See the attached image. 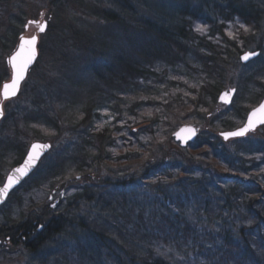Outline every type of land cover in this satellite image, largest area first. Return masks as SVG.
Returning a JSON list of instances; mask_svg holds the SVG:
<instances>
[{"label":"trees","instance_id":"1","mask_svg":"<svg viewBox=\"0 0 264 264\" xmlns=\"http://www.w3.org/2000/svg\"><path fill=\"white\" fill-rule=\"evenodd\" d=\"M49 1L50 5L47 4L46 7L51 22L50 15L60 4V0ZM193 1H204L203 4L208 8L206 13L202 15L198 5L189 4L194 3ZM8 2L1 0V7ZM105 3L108 10H103L102 13L87 4L86 0L80 3L83 7L93 8L92 12L95 13L91 14L92 17L102 16L103 21L100 22L90 18L96 23L98 30L92 27L88 30L85 26L87 31L99 34L98 37H92V33L84 31L83 27L77 29L70 24L61 23L58 28L64 32L73 28V36L67 42L68 39L64 40L65 35L60 31L59 36H64L60 42L55 29L59 45L53 42L57 46L54 50L61 56L55 64L72 68L66 78H70L74 85L79 84V89L73 93L71 91L66 97L64 114L70 124L69 130H82L77 143L78 152L93 161L83 159L84 164L77 166L67 180L63 179L65 182L57 188V196H60L59 190L65 189V197L61 199L59 206L53 207L54 200L50 202L49 196L60 182H56L57 179L48 180L45 203L38 206L33 201L31 208L35 210L30 208L20 218L10 219L7 216L0 226L1 238L12 245L19 244L14 246L16 248L21 245L23 251L28 249L27 253L32 258L24 264H264V199L260 197L264 195V184L259 182L261 177L264 178V173L261 174L264 164V137L248 135L237 138L239 140L233 143H227L218 133L222 129H233L237 122L239 124L244 121L249 109L264 97V80L259 79L256 82L254 73L242 75L236 81L231 78L230 84L236 88L233 103L218 113L213 112L218 106L219 92L229 83L225 74L232 69L235 59L239 63L241 54L256 43L255 34L263 29L264 0H105ZM24 14L26 13L19 12L13 16L16 18L14 22L11 20L14 35L7 33L4 41H0V55L2 50L16 45L14 38L23 27L26 16ZM196 22H201L204 30L196 28ZM45 39L47 41L48 38ZM255 46V50L252 49L259 52L258 59L264 54V45L258 43ZM40 48L43 56L48 51L46 42ZM65 51L76 53L75 60L67 59L66 56L62 58L61 53L65 55ZM50 52L56 54L53 50ZM191 54L194 55V66L186 62ZM84 65L89 73H83ZM157 65L188 68L189 79L194 82H186L184 91L179 89L176 90L177 93L172 91V86L168 87L169 83L164 82L165 89L160 90L164 101L158 103L155 110L159 121L156 122L155 118H143V122H153V130H173L179 122L190 118L189 113L193 114L192 117L199 122L212 125V130H203L197 143L192 145H197L200 151L204 149L208 152L211 150L206 148L213 149L217 153L216 156L212 154L215 166L224 165L229 170L224 168L226 170L216 185L218 189L215 187L214 193L218 198L211 194L209 186H205V178L192 176L185 171L186 168L180 170L189 174V177L179 183L173 182V190L166 193L165 188V194L159 195L161 200H154L157 204L162 201L160 207L163 210L148 209L147 218L138 216L136 219L131 212L140 205L132 199L135 191L141 189L131 188L129 192L125 186L132 182L137 184L151 173L167 171V164L161 168L159 161L155 163L152 156L147 154L145 156L148 162H143L136 170L131 169L127 163L141 156V146L146 145L140 142L130 144V136L126 131H118L119 122L110 123L108 116L100 108L111 106L117 112H112L116 119L121 111H132V115H137L138 118L139 115L143 116L142 112L152 98V93L146 89L144 97L147 100L143 97L132 100V97L141 96L142 92L136 86L144 84L142 79L153 80V77L158 76ZM38 69L37 62L32 71ZM0 70L1 85L3 78L8 75L2 62ZM64 76L62 74L61 78ZM165 78L162 77L164 80ZM178 82L182 84L180 80ZM103 84H109L111 88L103 90L100 88ZM146 86L154 89V85L149 86L147 83ZM78 90H82L78 92L82 95L85 94L83 92L87 94L80 113L79 110L73 111L78 101L81 102L76 93ZM44 93L41 90L33 92L37 98L46 97L47 94ZM25 94L26 92H21L18 98ZM161 94L159 95L162 96ZM24 109L28 112L27 108ZM9 118L10 116H5L0 125V162L3 167H7L4 157L10 148L23 146L31 138L32 130L41 134L42 131L37 127L43 122L47 123L46 116L42 113L34 118L26 114L22 119L26 120L30 130H10L7 133L5 124ZM161 120L164 121L163 126ZM103 121L106 124H102ZM138 122L139 125L144 124ZM128 129L134 130L130 125ZM154 135L157 137V134ZM140 136L132 135L131 139L138 141ZM20 137L22 142L19 143ZM96 138L99 143L94 145ZM181 147L177 146L180 152L185 150ZM22 150L23 147L20 152ZM189 157H185V160H196L195 163H199L197 157ZM222 159H226L225 164ZM18 161L14 160V163ZM58 163L57 159L53 164L44 167L41 170L44 175L38 177L50 174L57 177L54 175L59 173ZM178 167L177 165L176 168ZM188 168L191 170L190 166ZM88 171L97 175L87 180L86 176L78 174H91ZM243 177L250 178V186L243 184ZM33 179L29 178L24 189L28 190L30 186L36 185ZM86 181L92 182L93 186H85ZM117 195L119 197H115ZM11 196L18 199V204L21 203L22 197L17 192ZM105 196L108 197V202L104 201ZM214 199H217V205ZM130 202L131 209L128 208ZM74 205L76 207L71 212L74 215L70 221L76 224L80 219L81 222L88 220V227L83 225L86 231L74 229L66 232L64 223L68 214L63 211ZM245 207L255 211L252 215L253 222L249 223L244 219L239 221L240 209ZM7 208L9 207L6 206L4 210ZM85 212H88V217H81ZM161 212L167 214L169 222L161 223ZM51 216H55L54 219H50ZM100 222L102 226L98 228ZM79 233L81 237L92 235V238L87 242L74 240L76 244L73 243L67 248L64 242H70V238L80 235ZM79 241L83 244H78ZM54 243L62 245L61 254H51L49 259L52 260L37 256L38 252L42 253L41 248L45 249L47 245ZM23 256L25 254L21 255ZM5 258L7 260V256H4V260Z\"/></svg>","mask_w":264,"mask_h":264},{"label":"rangeland","instance_id":"2","mask_svg":"<svg viewBox=\"0 0 264 264\" xmlns=\"http://www.w3.org/2000/svg\"><path fill=\"white\" fill-rule=\"evenodd\" d=\"M8 1H9L8 4L3 5L2 7H1V4H4V2H1L0 4V41H4L7 33H10L11 35L12 29H14L13 27L14 25L12 21L16 20V18L13 16H16L15 14L19 12H23V13H26L24 14L26 16L24 18L25 20L23 22V27L19 29L18 36L15 37L14 40L16 39V42H18L21 38V35L23 34L24 36H28V37H31L37 34L39 38L38 39L39 47L41 46L42 43L46 42L48 51L47 52L45 51L43 56H41V53H40V57L38 58V61H37L39 63V69L37 71L34 70V72L31 70L28 73L27 79L24 82V86L22 89V94L26 92V94L23 95L24 97L15 98L13 99V102L12 100L10 101L5 100L4 105L6 108V115L10 116V118L6 121V124H5V132L8 133L10 132V130H30V127L27 125L26 120L22 119V116L26 114H29L31 118H34V117H37L38 114L42 113L44 116H46L47 123L43 122L42 125H39L38 128L40 131H42L41 134L36 133V130H32L31 138L27 142H25L23 146L18 145L16 147L12 146L10 148L8 154L4 157V162L6 161L7 167H3L2 162H0V179L3 177V175H5L4 173H6L12 168V165L10 163L11 162L13 163L14 160H17L21 157V152H20L21 147L24 148V152H23L24 154L28 150L30 146L28 144L31 141L46 140V141L52 142L53 149L51 148V151L48 152V155L45 157L42 165L40 166V170L37 172V175L40 173L41 170H43L44 167L53 164L58 159V162H59L58 164L60 168L59 173H56L54 175L57 177L54 178L53 176H50L49 178L57 179L58 181L56 182H60V184H63L65 182V181L63 182V179L67 180L68 179L67 177H69L71 173L75 171V168L77 166L84 164L83 159L89 162H92L93 159L84 158V156L78 152L77 143L79 141V136L82 133V130H69L70 124L66 120V117H65L66 114H64L65 113L64 108H65L66 101H67L66 97L69 96V93H71V91L73 93L77 89H79V84L74 85V83L70 82L69 77H68L69 79L66 78L69 75V73L72 71V68L70 69L67 66L62 67L58 63L55 64V61L57 59H61V56L59 55L57 50H54V48H57V46H55L53 42L59 45L56 41L57 40L56 38L59 37V40L61 42L62 38L64 37V36H59V32L62 30L61 28H58V27L61 26V23L70 24L72 27H76L77 29L78 27L80 28L83 27V30L88 33H92V37H93L96 35V32L93 30H92L93 32L87 31L85 29V26L88 30H90L89 27H92L98 30V28H96L97 25L96 23H94V21L97 20V22H100L101 20L103 21V19H102V16L99 14H98L99 15L98 17L96 16L97 18L92 17V15H94L93 13H95L94 11L92 12L93 8L83 7L80 4L83 2V0H72V1L71 0H60L59 1L60 4L56 6V8L54 9V11H52V13L50 12L51 13L50 18L52 17L51 22L49 19V13H48L49 11L46 7L47 4L50 5L49 0H8ZM86 2L87 4L94 6L100 13H102L103 10L104 11L108 10V6L105 3V0H86ZM203 3L204 1L194 2V3L190 2L189 4L198 5L199 12L203 15L208 10L207 5ZM90 18L91 19L94 18V21H91ZM45 20L47 21L49 20V21H48V24L46 25L45 31L43 32L39 30V27L37 24L29 23V21H39L43 23V21ZM196 23H197L196 28L200 30H204L205 27L201 24V22H196ZM99 24L103 25V23H99ZM50 28H53V29L50 31ZM55 29H57L56 31V34H58L57 37H55ZM73 30H74L73 28L70 30H67V31H70L68 34H67V31L66 32L62 31V34L65 35L64 40L68 39L67 42L69 41V38L73 36L72 35ZM13 35H14V32L12 33L11 36ZM98 36L99 34L96 35V37ZM255 36L257 37L256 43H254V45L251 48H249L251 49L250 51H254L256 48L255 45H257L258 43L260 44L262 43L264 45V20H263L262 31L255 34ZM45 37L48 38L47 41ZM11 39H13V37H11ZM64 47H66V45L63 46V48ZM252 48H254V50ZM13 49H14V46L11 47L10 49L4 50V51L2 50V53L0 55L1 56L0 63L2 62V65L6 67L7 69L6 71L8 73V75L5 76V78H3V80L1 81L2 85L5 81L10 80L12 76V69L10 66L9 58H10V55L14 52ZM50 50H53L56 54L51 53ZM40 52H41V48H40ZM61 54H62V58L66 56L67 59H71L72 61L75 60L74 57L76 56V53L70 54L69 52L65 51V55L63 53ZM186 62L187 64L194 66V55L193 54L189 55L186 59ZM234 62L235 63L232 69L229 70L227 74H225V76L227 77L226 79H228L229 83L227 87H224V88H228V89L232 88L233 85L230 84L231 78H233L236 81L240 76L242 75L244 76L247 73H254V78L256 82L259 79L264 80V54H262L260 58L258 59L256 58V60H253L249 64L248 63L244 64L240 59H239V63L237 62V59H235ZM65 64L68 66L71 65L68 63H65ZM82 70H83V73L88 72L85 65L82 68ZM0 72L2 71L0 70ZM96 72L97 71H93V73H96ZM156 72H158L157 77H160V79H158L156 76L153 77V80L152 79H142L141 81L144 80L143 81L144 84L141 83L139 86H136V88L140 92H142L141 96L132 97V100L140 99L142 97L143 99L147 100V98L144 97L146 95L145 93L147 92L146 89H148L152 93L150 94L152 98L148 100L149 103L145 107V110L142 112L143 116L139 115L140 118H138L137 115H132V111L131 112L121 111L120 114H118V119H116L115 116L112 114V112L113 113H117V112L114 111L111 106L105 105L102 108H100L101 112L104 115L108 116L107 119L110 123L119 122L120 130L118 131L119 132L126 131V134L130 136L129 137L130 144L140 142V143H143V145H146V147L141 146V152H140L141 156L137 157L136 159L133 158L127 163L131 169L136 170L138 167H140L143 164V162H148L149 160H147V157L145 156L147 154H150L152 156V160L155 163L159 161L158 164H160L161 168L167 164V168H168L167 171H160V173H155V174L152 173V175H149L148 177L143 178L142 181L144 183V186L139 187L141 190L135 191L136 194L134 198L132 199V201L136 202L137 205H140V206L135 211H132L131 214L135 215L136 219L138 218V216H141V215L142 217L147 218L149 210L154 211V209L157 208L162 211L163 209L160 207V203L162 201L159 204H157L154 202V200L156 199L161 200V198L158 195L161 196L162 194H165L164 193L165 188L167 190L166 193H169V190L172 189L173 182L179 183L181 182V180L186 179V177L189 174H191L192 176L195 175L196 178H200V177L205 178L204 179L206 181V182L204 181L205 186H209V188L212 190V191L210 190L211 194L213 196L215 195L218 198V196L214 193L216 190L215 187L218 189L216 185L217 183H219L218 181L221 175H223L224 171L227 169L226 167H224V165L223 166L219 165L218 167L215 166L216 162L215 160H213L214 157L212 159V154L213 156H216L217 153H214L213 149L206 148V150L209 149L211 151L206 152L203 149L201 151H204V152L201 153L197 145L194 146V145L189 144L186 147H183L185 148L184 151L180 152L178 150L177 146L179 147L181 146L174 138L173 133L182 124L184 123H196V125L198 124L201 127V129L203 128L202 130H200L199 132L200 134L202 133L203 130H212V125H208L205 122H199L198 119L192 117L193 114L189 113L190 118L184 122H179L176 125V128H174L173 130H153V127H152L153 122L151 121H147L145 123L143 122L144 121L143 118L144 119L155 118L156 122L159 121V119L157 118L158 115L155 113V110L158 106V103L164 101V97L161 94L162 92L160 91L161 88H164V85H165L163 84L164 82L169 83L168 87L170 86L173 87L172 91L174 93H177L179 89L183 90V88L187 86L186 85L187 83L192 84L194 82L191 79H189L190 77L188 74L189 73L188 68L186 69L183 66L180 69H178V68H170L169 66H165V65H159V66L157 65ZM62 74H65L63 78H61ZM163 76L166 77L165 80L162 79ZM52 79H55V80L52 81ZM178 80H180L182 84H179ZM147 83L149 86L154 85V89H149L146 86ZM25 85L27 86L26 88H25ZM1 87H0V98H1ZM100 88L103 90L110 89L111 85L103 84L102 87L100 86ZM34 90H41L45 92L47 96L43 98L38 97L39 98L38 99L33 94ZM80 91L82 92V90H78L76 93L78 97L80 98L81 102L78 101V104L74 107V110H73V111L79 110V113H80V110L83 111L81 106L85 105V100H86V95H87L86 92H83L85 93L83 95L78 93ZM159 94H161L162 96H160ZM165 94L168 95V92H165ZM128 101L130 100L128 99ZM164 103L166 104V101ZM107 104L110 105V103L108 102ZM225 106L226 105L224 104L218 103V106L213 112L218 113L219 111L225 109ZM24 107L27 108L28 112L24 109ZM15 112H17L18 114H16ZM138 121H141L144 124L140 123L142 125H139ZM161 123L163 126L164 121L161 120ZM243 123L244 121H241L239 124L237 122L236 126L242 125ZM102 124H106V123L103 121ZM129 125L132 129L134 128V130L129 131L128 129ZM142 127H146V129L148 130L143 129ZM151 127L152 129H149ZM262 129H263V126L256 129V131L250 133L249 135H252L253 137H256V138L264 137V130ZM222 131H225V130L224 129L219 130L218 133H219L220 138L223 139L224 142L233 143L239 140L237 138H229V139L224 138V136L221 135L220 133ZM154 134H157V137ZM132 135H141V136H140V139L136 141V140L131 139ZM153 135L155 137L152 139ZM199 135L192 144L197 143V141L199 140ZM204 135H205V132H204ZM10 136L13 137L12 135ZM18 142L19 143L22 142V137H20ZM98 143H99V139L96 138L93 144L95 145ZM134 149H135V146H134ZM227 156L229 157V155ZM185 157H189V158L197 157V159H199L198 160L199 163H195L196 160H185ZM228 157H226V159ZM226 159H222L223 164L226 163ZM177 165L179 166L178 168H176ZM188 166L191 167V170L188 168ZM260 166L261 164H259V167ZM240 169L244 170L243 168H240ZM60 170H61V173H60ZM180 170H185L189 174H186L184 171L181 172ZM88 172L93 173V171H88ZM109 172L110 174H113L112 171H109ZM263 173H264V164H263V172H261V174ZM78 174L83 177L86 176L87 180L91 177H94L89 173H78ZM116 177L117 176L114 175L115 179H117ZM43 179H45V177L40 176L37 180H35L37 182L38 187L43 184L42 182ZM249 179L250 178L248 177H243V180H244L243 184H245V186H250V184L252 183V181ZM86 182L90 186L93 185V183H89L88 181ZM259 182L264 184V178L261 177ZM24 185H26V183ZM24 185L22 188L18 189L17 191L19 196L22 197L21 203L18 204L17 202L18 199L17 200L11 199L7 202L10 211H6L4 210V208L0 209V219H2L0 220V226H2V223L5 222L4 220L6 219L7 216H10V219H16V218L22 217V214L27 212L31 208L33 201H36L38 206H41L45 203L47 194H46V190L44 187L36 188L35 190V187L37 186H34V187L31 186L27 190V189H24ZM29 190H32V191L29 192ZM115 197H119V196L117 195ZM260 197L261 199H264V195H260ZM214 202L217 205L218 203L217 199H214ZM75 207L76 205H74L73 207H67V209L63 211L64 214H68L65 219V223H64L65 227L67 228L66 232H72L74 231V229L86 231L83 228V225H86L88 227V225L86 224L88 220L83 221L84 218H82L83 222H81V219H80L78 221L79 223H76V224H73L70 221L72 219V215H74V214H71V212L75 209ZM128 208L131 209V203L129 204ZM31 209H34V208H31ZM157 213L159 214L160 212H157ZM254 213L255 211L251 210L249 207L241 208L240 217H238V219L241 222L243 221V219L244 221H247L249 223L253 222L254 218L252 215ZM159 216H160L162 224H164V222H169V219L166 213H162ZM54 217L55 216H51L50 219H54ZM81 217H88V212L81 214ZM101 226L102 224L100 222V225L98 228H100ZM70 235L72 236V234ZM0 238H1V235H0ZM91 238H92V235L91 236L82 235L81 237V234H80L78 236L71 237L70 238L71 243L69 241L64 242V243L66 247L68 248L72 246L73 243L76 244L74 240L81 239L82 241L87 242V241H90ZM143 243L146 245L148 244L146 242H143ZM78 244H83V242L79 241ZM16 245H19V244L13 243L12 245L5 239L0 240V262L1 264H24L29 258H32V256L28 255L27 253L28 249L23 251L21 245L20 247H17V248L14 247ZM61 247L62 245L58 243L49 244L45 247V249L41 248L42 253L40 254V252H38L37 256H42V258L46 260L47 259L52 260V259H49L51 253H56V255L61 254L62 253ZM24 254L25 256L21 257V255H24ZM4 256H7V260L6 259L4 260Z\"/></svg>","mask_w":264,"mask_h":264},{"label":"snow or ice","instance_id":"3","mask_svg":"<svg viewBox=\"0 0 264 264\" xmlns=\"http://www.w3.org/2000/svg\"><path fill=\"white\" fill-rule=\"evenodd\" d=\"M29 23L37 24L41 32L45 30L46 22L41 23L39 21H29ZM20 40L21 43L18 47L17 52L9 58V61L12 64L14 70V75L11 83H5L3 85L4 98H8L10 95H15V91L18 87L19 82L24 78L27 68L32 63L36 55L35 44L37 41V37L35 35L31 36L28 39L21 36ZM255 55V52H249L246 53L242 57V59L248 60L251 56ZM256 123H264V104H261L257 109H254L249 114L248 123L244 128H241L236 132L224 133L223 135L225 136V138H228L229 136L244 135L250 128H253ZM47 147L48 145H32V151L29 152L25 163L21 167L14 169L12 174L8 175L7 182L3 185L2 188H0V198H2L10 188L18 183L22 176L27 174V172L34 166V162L38 159L40 150L46 149Z\"/></svg>","mask_w":264,"mask_h":264},{"label":"water","instance_id":"4","mask_svg":"<svg viewBox=\"0 0 264 264\" xmlns=\"http://www.w3.org/2000/svg\"><path fill=\"white\" fill-rule=\"evenodd\" d=\"M26 39H28V37L26 38ZM35 51H36V55H35V57L37 56V41H36V44H35ZM17 52V51H16ZM15 52V53H16ZM14 53V54H15ZM246 53H249V51L248 52H245V53H243L242 54V56L241 57H243ZM255 53H256V55L255 56H251L248 60H243L244 62H248V61H250L251 59H253V58H255V57H257L258 55H259V52L258 51H255ZM13 54V55H14ZM35 57H34V59H33V61H32V63L34 62V60H35ZM31 63V64H32ZM30 64V65H31ZM29 65V66H30ZM14 75V74H13ZM8 83H11V82H8ZM20 83V82H19ZM19 91V84H18V87H17V89H16V91H15V95L17 94V92ZM235 92H236V89L235 88H233V89H231L230 91H227V90H224V91H222L220 94H219V96H218V100L219 101H221V102H225V103H227V104H230L231 102H232V99H233V96H234V94H235ZM10 96H13V95H10ZM261 104H264V99H263V101L257 106V107H255L254 109H257ZM254 109H252L251 110V112L254 110ZM250 112V113H251ZM249 113V114H250ZM2 115H3V109H2V105L0 104V119H1V117H2ZM248 119H249V115H248V117H247V120H246V123L242 126V127H239V128H237V129H235V130H231V131H225V132H223L222 133V135L224 134V133H230V132H236V131H238L239 129H241V128H244L246 125H247V123H248ZM262 124H264V123H256L255 124V126L253 127V128H250L244 135H246L248 132H250V131H252V130H254V129H256L259 125H262ZM197 134H198V130L196 129V127L195 126H193V125H184V126H182L179 130H177L175 133H174V137L176 138V140H178V141H181V144L182 145H186L187 144V142L188 141H190V140H193V139H195V137L197 136ZM244 135H241V136H244ZM224 136V135H223ZM225 137V136H224ZM232 137H240V136H229L228 138H232ZM49 147V146H48ZM48 147L46 148V149H42V150H40V155H39V157L48 149ZM39 157H38V159H39ZM38 159L34 162V166L27 172V174L26 175H24V176H22L21 178H20V180H19V182L18 183H16L12 188H10L8 191H7V193L6 194H4L3 195V197L2 198H0V203H2L5 199H6V197H7V195H8V193L14 188V187H16L31 171H32V169L35 167V165L37 164V161H38ZM23 165V164H22ZM22 165H20V166H18V167H21ZM18 167H16V168H18ZM15 168V169H16ZM13 173V171L10 173V174H12ZM7 182V181H6ZM2 188V187H1Z\"/></svg>","mask_w":264,"mask_h":264},{"label":"bare ground","instance_id":"5","mask_svg":"<svg viewBox=\"0 0 264 264\" xmlns=\"http://www.w3.org/2000/svg\"><path fill=\"white\" fill-rule=\"evenodd\" d=\"M2 109L4 110L5 108H4V105H2ZM38 128V127H37Z\"/></svg>","mask_w":264,"mask_h":264}]
</instances>
